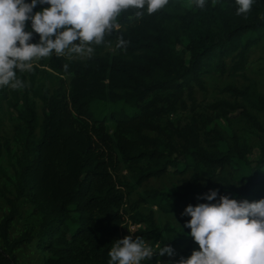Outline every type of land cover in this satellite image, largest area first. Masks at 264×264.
I'll list each match as a JSON object with an SVG mask.
<instances>
[{
	"label": "trees",
	"instance_id": "1",
	"mask_svg": "<svg viewBox=\"0 0 264 264\" xmlns=\"http://www.w3.org/2000/svg\"><path fill=\"white\" fill-rule=\"evenodd\" d=\"M46 7L38 4L33 14ZM237 7L235 0H205L204 9L196 0H169L150 15L145 5L141 18L137 9L123 10L119 28L91 45L90 58L53 51L33 61L32 71H17L25 87H0V107L18 120L12 191L2 193L8 208L0 218V264H19L16 252L30 244L42 254L39 264H108L113 242L129 235L153 248L141 264H156L166 244L184 245L176 264L199 246L185 224L160 221L153 207L173 213L182 202L209 203L198 199L209 190H218L211 203L264 199V124L249 110L264 112V93L249 83L224 88L233 100L200 106L194 96L204 74L242 70L249 49L264 40V0H254L246 16L236 15ZM25 30L32 31L30 20ZM120 36L126 50L116 47ZM38 42L33 33L30 43ZM38 75H53L59 85L41 92ZM179 109L189 116L175 122L170 115ZM233 113L261 135L259 143L211 126ZM167 173L190 176L180 188L140 190ZM20 203L31 205L32 220L11 236Z\"/></svg>",
	"mask_w": 264,
	"mask_h": 264
},
{
	"label": "clouds",
	"instance_id": "2",
	"mask_svg": "<svg viewBox=\"0 0 264 264\" xmlns=\"http://www.w3.org/2000/svg\"><path fill=\"white\" fill-rule=\"evenodd\" d=\"M168 3L169 0H0V87H25L17 71H32L33 61L50 57L53 51L58 57L67 50L69 56L90 58L94 53L91 45H100L106 34L119 28L115 21L123 10L137 9L135 17L141 18L144 13L140 10L145 5L150 15ZM235 3L236 15L246 16L254 0ZM38 4L49 7L33 14ZM196 6L204 9L205 0H196ZM29 20L32 31L25 30ZM33 33L39 35L38 43H30ZM128 43L120 36L116 47L126 50ZM63 68L67 72L68 65ZM217 195L218 190H209L198 197L209 203L188 205L181 213L191 217L184 227L191 230L199 250H193L186 259L181 257L176 264H264V199L249 202L220 196L217 203H211ZM174 254L168 244L158 250L159 256ZM108 255V264H141L151 260L154 253L143 237L133 239L129 235L114 241Z\"/></svg>",
	"mask_w": 264,
	"mask_h": 264
},
{
	"label": "rangeland",
	"instance_id": "3",
	"mask_svg": "<svg viewBox=\"0 0 264 264\" xmlns=\"http://www.w3.org/2000/svg\"><path fill=\"white\" fill-rule=\"evenodd\" d=\"M27 3H31V0H25ZM187 6H191L190 2H186ZM67 54V50L65 52ZM69 56V55H68ZM71 57H85L78 54H72ZM227 62H230L227 59ZM249 83H255L258 90L264 93V40H262L257 45L252 46L248 53L245 62V67L235 73L225 72L219 74L217 72L207 73L202 76V87L194 85V96L200 106L212 103L218 99L233 100L229 92L224 88L227 85H235L237 87H243ZM59 85L58 80L53 76L45 77L43 75H38L36 86L41 92L43 89H53ZM37 102V112L41 115L40 101L35 99ZM188 103V102H187ZM249 110L254 113L260 121L264 124V112H258L253 108ZM210 114L209 111H205ZM189 116L188 110L179 109L170 115V118L177 121H184ZM236 113H233V118L230 121L224 119L215 120L211 126H216L225 131V133L235 132L242 140L247 141L250 144H257L260 140V134L249 126L244 119L239 118ZM0 218L3 214L7 212L8 205L4 198L3 189L6 195L12 191V186L9 178L13 175V164L16 152H18V145L14 140V125L18 122L15 114L12 110L5 104L2 103L0 107ZM256 152L252 158L256 157ZM121 173L126 174L127 170L121 167ZM190 173L185 175L167 173L160 177L150 178L142 184L141 189H148L151 187H157L162 190H169L173 188L182 187L185 182L189 179ZM135 195L130 198L129 203L134 201ZM191 205L188 202H182L178 209L173 213H161L155 207V217H157L162 222H169L176 227H182L188 216H182L181 213L184 209ZM31 205L28 203H20L19 210L20 215L17 217L11 226L10 234L11 236H17L24 230L25 225H29L32 220ZM147 206H139V209L145 211ZM128 210V208H127ZM136 226L128 224L126 231H133ZM129 231V232H130ZM175 254L172 257L167 255L163 256L158 261L160 264H174L176 257L180 251L184 249V245L173 247ZM19 264H39L41 261L42 254L36 249L34 244L23 245L16 252ZM157 264V263H156Z\"/></svg>",
	"mask_w": 264,
	"mask_h": 264
}]
</instances>
